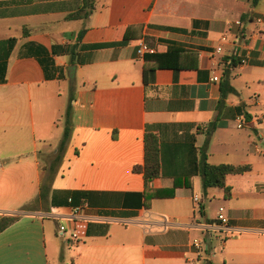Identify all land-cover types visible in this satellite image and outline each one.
I'll use <instances>...</instances> for the list:
<instances>
[{
  "label": "crops",
  "instance_id": "crops-1",
  "mask_svg": "<svg viewBox=\"0 0 264 264\" xmlns=\"http://www.w3.org/2000/svg\"><path fill=\"white\" fill-rule=\"evenodd\" d=\"M169 48L199 57L144 74L145 56ZM237 49L246 62L226 65ZM71 80L72 131L57 162ZM213 123L208 162L251 170L227 176L228 198L195 175L146 208L134 167L147 132L172 176L196 168ZM262 144L264 0H0V219L19 216L0 233V264H264ZM45 169L54 175L42 200ZM171 176L150 187L172 188ZM220 208L229 228L208 229Z\"/></svg>",
  "mask_w": 264,
  "mask_h": 264
},
{
  "label": "trees",
  "instance_id": "trees-1",
  "mask_svg": "<svg viewBox=\"0 0 264 264\" xmlns=\"http://www.w3.org/2000/svg\"><path fill=\"white\" fill-rule=\"evenodd\" d=\"M257 2V0H255ZM93 9V7H92ZM82 16V13H76L68 18H79ZM83 35V32L80 34V38ZM151 40H149V45L153 46L151 44ZM183 56H187L189 58H192V60L198 59V54L191 51H185L180 48H169L166 52H156L152 54H147L146 60L148 62L152 63V66H145L144 74L147 73V71H154L158 68L162 67H171L175 66L176 68H181L183 65L180 63ZM232 66L230 67H237V65L240 63L239 59L236 58V56H232ZM227 59H225V63L227 65ZM197 63H194L193 65H190V67H196ZM228 85L230 87L231 92H235V89L230 86L229 83H224L223 86ZM226 95V92L225 94ZM73 98L71 99L72 102ZM72 113H73V106L72 103L68 106L66 116H65V130H64V137L62 139V142L60 144L56 161L60 162L61 158L63 157V154L66 150L67 143L71 136L72 131ZM249 116H247L248 118ZM217 128V124L213 123L209 126L207 131V139L206 143L201 151L200 161H196V168L190 172V173H177L173 174H167L165 172L163 167V160H162V147L160 143V139L152 131H148L145 138V164L144 166H135L134 171L140 172L144 174L145 182H146V191H145V198L146 208L150 207V203L153 199H168V198H174L176 195V190L185 187V188H192L193 181L192 177L195 175H199L202 180V186L204 191L206 192L209 188L218 187L222 188L225 191V197L230 196L231 188L227 186L226 179L228 175L231 174H244L251 170V167L249 165H232V164H219V165H212L208 162V145L210 138ZM44 171H47L46 169ZM48 174L44 177L42 185H41V193L40 198L42 200L47 199L49 192L51 190V186L49 182H52L53 175H54V169H50L47 171ZM168 177L171 176L172 179H174L173 187L170 189H157L154 190L150 187V183L157 178L160 177ZM24 210H31L30 206H27L24 208ZM18 215L13 216H5L2 219H0V233L4 231L7 227L12 225L14 222L18 220Z\"/></svg>",
  "mask_w": 264,
  "mask_h": 264
},
{
  "label": "built area",
  "instance_id": "built-area-1",
  "mask_svg": "<svg viewBox=\"0 0 264 264\" xmlns=\"http://www.w3.org/2000/svg\"><path fill=\"white\" fill-rule=\"evenodd\" d=\"M221 41L222 42H226L228 41V36L227 35H224L222 36L221 38ZM236 43H239V38L236 40ZM140 48H141V52L140 54L142 56H144L146 53H148L151 49L150 47L145 43V42H141L139 44ZM216 51L218 53H223L224 52V49L222 46H218V48L216 49ZM238 52V49L236 50V53L235 51L229 56V59L227 60V65L228 66H232L233 62H232V56H238L239 53ZM247 60V57H243L241 60H240V63L243 64L245 63ZM214 81H219L220 78L218 76H215L213 78ZM244 125V120H242L241 118L239 119V124L238 126L241 128L243 127ZM196 202H199V198L198 197H195L194 198ZM81 211L82 209L81 208H76L74 210V213H73V216L75 219H82L83 216L81 214ZM229 228V218L224 214V209L223 208H220L219 212H218V218L217 220H215L214 222H212L211 224L208 225V229H228ZM62 230H64V227H62ZM72 240H74L75 242L78 241V234L75 233L72 235ZM192 245L198 249V250H202L203 248V245H202V241L199 240V239H195L193 242H192Z\"/></svg>",
  "mask_w": 264,
  "mask_h": 264
},
{
  "label": "rangeland",
  "instance_id": "rangeland-1",
  "mask_svg": "<svg viewBox=\"0 0 264 264\" xmlns=\"http://www.w3.org/2000/svg\"><path fill=\"white\" fill-rule=\"evenodd\" d=\"M237 85L240 88L244 99H249V97L255 96L254 95L255 94L254 88H253L252 84H249V85L245 84V79H242V80L240 79L237 82ZM74 93H75L74 84H73V80H71L70 88L68 87V91L65 93V96H66L64 99L65 109H64L62 116L60 117V121L58 122V124L62 127L61 134H60L61 139H63V137H64L66 112H67L68 106L71 103V99L73 98ZM260 148L262 149V151H264V144L260 145ZM50 158H53V157H50ZM261 158L263 159V162H264V156H261ZM205 201L209 204V200L205 199ZM218 204H219V202H218ZM33 205L34 204H32L30 207H33ZM66 237L68 238V237H70V235L67 234Z\"/></svg>",
  "mask_w": 264,
  "mask_h": 264
}]
</instances>
